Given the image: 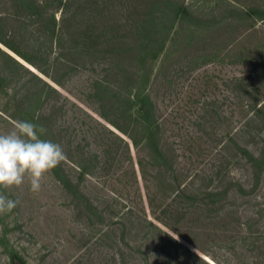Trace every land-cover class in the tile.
<instances>
[{"label":"rangeland","instance_id":"obj_1","mask_svg":"<svg viewBox=\"0 0 264 264\" xmlns=\"http://www.w3.org/2000/svg\"><path fill=\"white\" fill-rule=\"evenodd\" d=\"M76 2L92 60L66 66L55 44L46 75L0 43V134L29 121L65 153L38 194L0 189L19 201L0 215V264H264V0ZM181 5L196 27L179 29ZM118 60L141 73L126 88ZM107 71L123 130L94 95Z\"/></svg>","mask_w":264,"mask_h":264},{"label":"trees","instance_id":"obj_2","mask_svg":"<svg viewBox=\"0 0 264 264\" xmlns=\"http://www.w3.org/2000/svg\"><path fill=\"white\" fill-rule=\"evenodd\" d=\"M10 2L15 13L11 15H0V43L12 50L24 61L48 75L46 69L40 65L38 58L47 57L48 52L53 51V45L55 44L59 49V54L56 59L63 60L64 56H70V59L67 58L63 60L66 66L67 64L71 65L74 61H78L81 58H89V60H92L93 52L91 50L94 37L86 28V26L91 23V16H89V21L86 26L82 19L79 22V15L81 14L78 12V10L80 11V7L76 0H11ZM73 7H76V11L73 10L72 12L71 10ZM180 7L185 16L182 14L180 15L178 21L179 29L183 30L189 26L196 27V24L193 23V13L186 5H181ZM58 8L61 10V13H64L59 18L56 16ZM188 17L193 18L192 23L188 20ZM6 54L10 58H13L16 66L30 69L24 62H21L20 59L18 60L17 57L8 54V52H6ZM119 54L129 55L134 61L137 60L136 57L138 55L142 56L140 49H127L121 52L119 51ZM140 59L143 58L140 57ZM121 63L122 62L118 60L113 65L115 71H113L111 75L114 74L120 77L121 81H118L120 84L119 86H124V88H126L133 83L131 80H134L137 74L140 76L141 73L139 68H137L136 71L129 72ZM113 68H111V70H113ZM140 68L143 67L141 66ZM109 72L110 71H107L103 77L95 81L94 95L101 103V116L115 127L123 130L120 124L114 118L110 117L109 113L103 109L108 107L111 108L114 103L112 98L116 97L115 94L114 97L111 96L112 87L108 78L110 75ZM54 80L61 84V81L57 78H54ZM49 87L56 91L52 86L49 85ZM138 97H140V95ZM140 102L141 105L138 109L140 115L134 120H136L137 123L142 122V125H145L148 108L152 104H147L148 100L145 101L144 97H141ZM127 110L128 108L124 107V112H127ZM15 116L16 115H11L12 118H15ZM16 118L20 120L18 116ZM134 128L135 123L134 126H132V129ZM153 134L154 133L151 132L147 136L148 141H152ZM130 137L135 145L140 143V140L137 139L135 135L132 134ZM61 180H63L65 186H71L68 179L61 177Z\"/></svg>","mask_w":264,"mask_h":264},{"label":"clouds","instance_id":"obj_3","mask_svg":"<svg viewBox=\"0 0 264 264\" xmlns=\"http://www.w3.org/2000/svg\"><path fill=\"white\" fill-rule=\"evenodd\" d=\"M43 126L17 121L13 128L0 134V189L21 188L27 180L30 191H41L43 178L65 159L61 145L42 138ZM19 201L0 192V215L15 209Z\"/></svg>","mask_w":264,"mask_h":264},{"label":"water","instance_id":"obj_4","mask_svg":"<svg viewBox=\"0 0 264 264\" xmlns=\"http://www.w3.org/2000/svg\"><path fill=\"white\" fill-rule=\"evenodd\" d=\"M18 60H19V58H18ZM21 62H23L22 60H20ZM27 65V64H26ZM28 66V65H27ZM30 68V67H29ZM32 71H34L33 69H31ZM34 72H36V71H34Z\"/></svg>","mask_w":264,"mask_h":264}]
</instances>
